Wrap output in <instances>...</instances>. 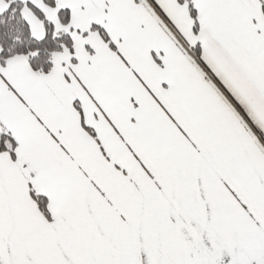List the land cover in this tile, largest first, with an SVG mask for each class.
Masks as SVG:
<instances>
[{
	"label": "snow or ice",
	"instance_id": "1",
	"mask_svg": "<svg viewBox=\"0 0 264 264\" xmlns=\"http://www.w3.org/2000/svg\"><path fill=\"white\" fill-rule=\"evenodd\" d=\"M0 264H264V0H0Z\"/></svg>",
	"mask_w": 264,
	"mask_h": 264
}]
</instances>
